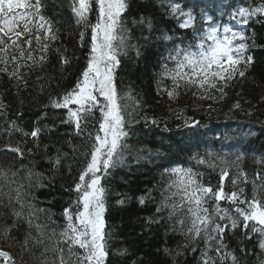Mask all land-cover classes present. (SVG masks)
I'll use <instances>...</instances> for the list:
<instances>
[{"label":"snow or ice","instance_id":"obj_1","mask_svg":"<svg viewBox=\"0 0 264 264\" xmlns=\"http://www.w3.org/2000/svg\"><path fill=\"white\" fill-rule=\"evenodd\" d=\"M48 7V0H0V74L15 81L18 90L28 87L34 72L44 71L53 50L59 55L62 68L71 64L66 49L53 48L60 43L61 32L54 17L46 15ZM58 7H63V0H59ZM129 7V0H68L71 18L79 29V47L87 49L85 65L74 86L60 96L50 97L45 107L66 110L61 123L73 126L74 134L84 137L89 147L81 154L84 164L78 178L72 188L66 189L73 192L75 198L63 209L64 223L57 226L59 231L52 226L55 221L51 213L36 208L33 203L32 189L44 186L43 174L24 164L17 169L0 168V180L4 181L0 185V206L9 209L14 218L11 228L0 230V238L13 240L20 249L17 260L0 248L3 264H107L111 234L105 218L107 190L101 179L102 175L107 176L124 163L125 152L130 150L126 143L129 129L133 123H138L135 115L142 107V100L132 89L121 95L117 83L121 57L127 56L129 50L141 56L140 45L131 42V29L126 26ZM161 7L164 15L174 20L176 28L183 32L180 35L162 32L159 36L166 46L171 45L165 48L167 54L161 56L157 81L159 86L170 80L171 86L160 91L166 93L170 101L189 91L200 99L223 100L226 89L233 81L245 80L256 62L250 53L258 47L257 36L254 31L248 34L247 30L254 23L264 26V0L247 5L243 0L235 4L234 0V4L227 6L230 11L219 13L221 19L204 9L197 14L194 8H188L179 0H161ZM93 14L95 22L91 20ZM225 15L232 22L231 26L223 23ZM132 23L146 26L150 32L156 31L149 18L141 16ZM232 107L238 109L241 104L237 101ZM5 108L0 101V112ZM142 119L146 126L158 123L155 117ZM199 126V121L184 117L178 128ZM52 130L47 125L37 124L31 132H25L16 121L8 123L9 132L30 136L33 140L44 131ZM47 147L45 145V149ZM5 150L15 153L20 160L25 158L26 152L29 155L33 152L20 144L6 145ZM73 151H76L75 146ZM227 155L209 151L206 157L194 155L190 158L214 171L219 168L220 180L215 189L210 184L205 185L203 173L192 167L177 165L166 168L162 174L166 179L155 212L145 218V223L166 225L169 232L179 233L184 238V243L175 250L167 247L159 250L172 257L173 264L175 258L189 251L200 253L197 264H239L235 252L229 251L225 243L226 233L238 229L246 240L255 237V247L259 250L253 252L242 247L241 251L255 254L260 264H264V259L260 258V254H264V172L258 171L249 178L240 167L243 155H237L235 161H229ZM65 158L67 153L59 149L55 155L45 156L54 169ZM257 163L264 165V160H257ZM231 167L237 170L234 177L230 175ZM226 178L231 179V192L225 190ZM248 184L252 187L250 199L245 187ZM137 199L144 205L153 199L152 190ZM221 201H227L229 207H221ZM116 203L124 205L126 198ZM21 224L25 228L23 239L15 240L11 232ZM201 243L202 248L199 247ZM126 251L120 250V255H126Z\"/></svg>","mask_w":264,"mask_h":264},{"label":"trees","instance_id":"obj_2","mask_svg":"<svg viewBox=\"0 0 264 264\" xmlns=\"http://www.w3.org/2000/svg\"><path fill=\"white\" fill-rule=\"evenodd\" d=\"M253 2L259 4L261 0H249L245 5ZM48 3L46 15L54 17L61 32V41L53 48L66 49L71 64L62 68L59 55L53 50L44 71L34 72L29 78L28 87H21L19 90L15 81L0 74V101L6 105L0 112V168L17 169L24 164L43 174L44 186L32 189L33 203L36 208L47 209L51 213L52 220L55 221L52 226L59 231L57 226L64 223L61 215L63 209L75 198V194L66 189L72 188L78 178L79 170L84 164L81 154L89 144L84 137L74 134L73 126L61 123L66 110L45 106L49 105L50 97L60 96L74 86L85 65L87 49L79 47V29L71 18L68 0H63L62 8L58 7L59 0H48ZM129 4L125 17L126 26L131 29V42L139 43L141 56L137 57L134 50H129L127 56L121 57L117 83L121 95L132 89L142 100V107L135 115L138 123H133L129 129L130 135L126 143L130 150L125 152L124 163L112 169L107 176L102 175L101 179V184L107 190L105 218L107 231L111 234L107 264H133L134 261H140L141 264H173V258L165 256L159 250L164 247L175 250L184 243V238L179 233L169 232L166 225L149 226L145 223V218L155 212L165 168L173 163L192 167L203 173L205 185L210 184L215 189L220 180L219 168L214 171L207 166L198 165L195 159L190 158L194 155L206 157L202 147L215 149L228 143L244 153L240 167L247 172L249 178L258 171L264 172V165L257 163V160H264V26L254 23L250 27L249 31H254L257 36L258 47L250 53L254 55L256 62L245 80L233 81L232 86L226 89L227 95L223 100L214 102L200 99L189 91L182 92L176 100L170 101L160 89L170 87L171 81L165 80L159 86L157 81L161 71V56L167 54L165 48L171 45L166 46L159 40V36L162 32L180 35L183 30H178L176 22L164 15L161 0H129ZM141 16L149 18L156 31L150 32L146 26L132 23ZM91 20L95 22L94 14ZM145 36L149 39H141ZM37 77L41 79L37 80ZM237 101L241 104L238 109L232 107ZM178 115H181L180 119L177 118ZM144 116L155 117L158 123H148L146 126L142 119ZM184 117L194 118L200 122V126L178 128ZM10 121H16L25 132H31L37 124L41 127L47 125L53 130L44 131L38 139L33 140L30 136L9 132ZM17 144L25 150L33 149L32 154L26 152L25 158L20 160L15 153L5 150L6 145L15 147ZM45 145L48 146L47 149ZM73 146L76 148L75 152ZM57 149L67 153V158L54 169L45 156L55 155ZM140 156L146 158L138 159ZM227 159L235 161L232 157ZM236 171L235 167H231L230 175L234 177ZM3 183L0 180V185ZM225 185L226 191L233 190L230 178H226ZM245 187L250 199L251 184ZM149 190H152L153 199L140 205L137 198ZM124 198V205L116 203ZM221 204L224 205L221 206L223 208L229 207L227 201H221ZM13 223L10 210L0 206V230L11 228ZM24 231L21 224L19 228L12 230L11 236L15 240H22ZM225 243L229 251L235 252L239 264H260L255 254L241 251L244 247L258 252L255 237L246 240L242 230H229L225 235ZM199 247L202 248L203 244ZM0 248L19 260L20 249L13 240L5 241L0 238ZM122 249L127 250L126 255H120ZM199 254L189 251L175 258V264H197ZM260 258L264 259V254H260Z\"/></svg>","mask_w":264,"mask_h":264},{"label":"bare ground","instance_id":"obj_3","mask_svg":"<svg viewBox=\"0 0 264 264\" xmlns=\"http://www.w3.org/2000/svg\"><path fill=\"white\" fill-rule=\"evenodd\" d=\"M200 5H201V6H203V4H202V3H200Z\"/></svg>","mask_w":264,"mask_h":264},{"label":"rangeland","instance_id":"obj_4","mask_svg":"<svg viewBox=\"0 0 264 264\" xmlns=\"http://www.w3.org/2000/svg\"><path fill=\"white\" fill-rule=\"evenodd\" d=\"M1 262L0 263H3L2 260H0Z\"/></svg>","mask_w":264,"mask_h":264}]
</instances>
